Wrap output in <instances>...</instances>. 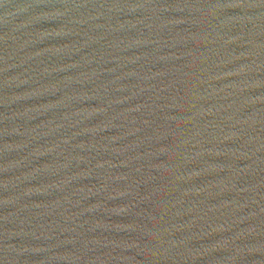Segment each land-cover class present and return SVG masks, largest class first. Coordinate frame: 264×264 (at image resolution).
<instances>
[{"label":"water","instance_id":"obj_1","mask_svg":"<svg viewBox=\"0 0 264 264\" xmlns=\"http://www.w3.org/2000/svg\"><path fill=\"white\" fill-rule=\"evenodd\" d=\"M0 264H264V0H0Z\"/></svg>","mask_w":264,"mask_h":264}]
</instances>
